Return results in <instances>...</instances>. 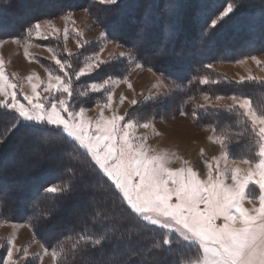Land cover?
<instances>
[{"label":"trees","instance_id":"16d2710c","mask_svg":"<svg viewBox=\"0 0 264 264\" xmlns=\"http://www.w3.org/2000/svg\"><path fill=\"white\" fill-rule=\"evenodd\" d=\"M0 1V27L4 21V12L11 11L15 16L14 28L5 34L0 31V37H23L25 31L36 21L35 16L25 17V13L31 11L33 6H37V9H55L58 12L71 10L79 5L91 11L92 6L96 5L89 0H48V3L44 0H25L24 6L18 7V0ZM21 1L19 0L20 3ZM170 1L173 2L169 13L164 7L166 0H119L114 9L106 10L105 6L96 5L100 11L97 13L96 9L93 10L97 14L95 18L104 24V30L110 37L114 36L112 31L119 33L122 27L132 26L129 35L125 36L126 33L121 30V34L115 36L128 47H131L140 35H146L149 49L164 45L165 55L154 61L153 68H160V71L175 83L176 104L195 87L200 88V91L208 87V83L200 84L196 78L204 72L203 66L206 63L225 57L221 54L223 48L231 49L233 43L236 44L234 48H244L245 52L264 47V0H169V3ZM229 3L235 11L224 18L215 29L206 27ZM246 16H249L248 21ZM101 17L106 18L107 22L104 23ZM144 17L151 23L146 28L147 31L140 34L145 24L142 21ZM168 17L170 21L167 27L171 30L169 37L164 39L163 31L166 29L165 20ZM243 26L256 34L253 42L251 41L253 49H248L247 37L239 41L237 31ZM254 27L255 30L251 29ZM225 37L231 38L230 41H221ZM178 38L183 41L181 49L173 47ZM193 46L209 50L210 53L204 57L191 56L192 62H189L188 52L196 49ZM68 56L80 59L81 52ZM166 58L169 61L163 63L161 60ZM141 62L148 65L144 61ZM42 63L53 71L51 61L44 59ZM127 63L126 59H117L102 68L105 69V74H113L116 71L128 70ZM99 72L100 70L93 74L94 78L101 77ZM91 76H87V79ZM79 82L88 83L90 80L79 79L75 83ZM210 89L216 94L229 92L250 97L264 108V82L238 83L228 80L215 83ZM176 90L180 93V98ZM101 95L100 92H90L79 97L73 89L69 108L97 102L101 100ZM203 115H211L216 127L225 123L230 132L228 146L231 154L237 153V149L252 150L254 135L237 108L208 109ZM14 123L20 126L5 135V130L11 128ZM17 140H23L28 151L36 149L38 156L34 160H30L28 156L23 163L20 160L15 161L17 149L21 147L15 143ZM82 151H76L71 145L61 143L46 134H35L32 129L26 128L23 122L15 119V113L0 109V194H8L6 203L0 206V224L6 220L26 223L36 239L47 248H54L58 252L55 264H150L153 258L157 259L159 264H185L199 257L198 246L189 247L187 242L175 234H169L157 226L148 224L143 227L147 222H141L139 225L131 223L124 229L112 230L111 221L105 219V209L95 207L94 200L101 194L99 186L92 184L90 175H82ZM251 154V157H257L256 150ZM48 156L51 157L50 160L46 159ZM20 170L25 172L23 178L16 176L15 172ZM49 186H55L62 191L55 194L46 193L44 189ZM94 212L100 213L95 219ZM30 225L35 226V232ZM82 235L91 236L93 240L104 238L100 245H96L80 240ZM164 235L173 239L170 251L167 252L154 247ZM6 252L7 244L3 243L0 246V264H3ZM37 263V256H33L20 264Z\"/></svg>","mask_w":264,"mask_h":264},{"label":"snow or ice","instance_id":"6c2138e0","mask_svg":"<svg viewBox=\"0 0 264 264\" xmlns=\"http://www.w3.org/2000/svg\"><path fill=\"white\" fill-rule=\"evenodd\" d=\"M95 3L110 10L118 6L119 0H95ZM234 11L233 5L229 3L206 27L215 29ZM40 28L41 25L36 23L28 31L31 33L35 29L39 33ZM106 35L105 32L100 33L101 38H106ZM110 42H114L117 47L124 46L115 36ZM162 56L159 49H149L146 35H141L126 52L112 55L111 60L126 59L130 74L133 67L144 68L145 64L141 61L149 65V71H153L154 61ZM250 58L257 60L255 56ZM52 59L62 75L51 74L44 91L50 96L59 93V98H41L37 93L38 85L32 84V95L23 96L27 104L18 99L14 83H5L6 76L0 62V96L4 97L0 100V109L15 113V119L23 122L35 134H46L61 143L71 145L76 151L83 150L82 175H90L92 184L99 186L101 194L94 200L95 207L105 209V219L111 221L112 230L124 229L131 223L139 225L147 222L142 226L150 224L177 233L184 242H188L189 247L198 245L203 252V257L191 264H264V112L254 110L250 101L244 97H228L232 103L226 106L227 109L238 107L243 110L242 114L247 118L252 133L259 137V159L244 160L243 163L249 165L246 170L236 166H226L224 169L217 167L215 172L210 170L207 178L202 180L191 168L170 169L167 166L168 157L154 154L151 149L146 148L143 140L133 135L134 121L125 116L114 113L111 118H104L101 111L97 119L86 120L85 108H80L79 111L69 109V98L73 95V77L78 79L94 70L103 71L102 65H107L108 60L97 56L79 71H70L72 66L67 60L58 59L55 55ZM244 79L242 77L238 83H242ZM28 80L31 82L32 77L29 76ZM207 82V78L200 80L201 84ZM117 83H125L131 87L126 75L120 80L109 76L102 83H91L89 90L100 92L103 89L106 102L102 107L111 109L113 93L110 87ZM222 99L225 97H215L216 101ZM204 100L212 107H224L213 103L208 96ZM137 103L135 97L130 101L131 105ZM185 114L181 112V115ZM19 126L20 124L14 123L5 130V135ZM141 126L147 128L149 124ZM227 177H230V184L225 182ZM250 184L259 188L258 206L246 192ZM44 191L55 194L62 189L49 186ZM7 197V193L0 194V206L6 203ZM245 200L253 203V207L245 208ZM98 215L99 212H94L93 218ZM30 226L35 232V226ZM103 238L93 240L91 236L82 235L80 240L100 245ZM8 243L10 246L3 264H16L12 260L14 251L21 250L11 240ZM172 244L173 239L164 235L154 247L167 252ZM41 247L44 254H47V246L42 244ZM51 254L55 261L57 253L54 248ZM27 255L25 250L24 256ZM150 264H159V261L153 258Z\"/></svg>","mask_w":264,"mask_h":264},{"label":"rangeland","instance_id":"374dc122","mask_svg":"<svg viewBox=\"0 0 264 264\" xmlns=\"http://www.w3.org/2000/svg\"><path fill=\"white\" fill-rule=\"evenodd\" d=\"M23 1L25 0H22L20 3L18 0V7L24 6L25 2L23 3ZM44 1L48 3V0ZM89 1L92 4L95 3V0ZM166 1L164 7L167 13H169L173 1H170V3L169 0ZM95 4L99 5L97 3ZM96 5L92 7L96 9L98 13L100 8L96 7ZM36 7L37 6H33L31 11L26 12L25 17L30 18L35 16L36 21H34L32 25L36 23L41 25L39 33L33 29L31 33L25 31L23 37L14 35H4L0 37V62L3 64L6 76L5 83L10 81L17 86L16 91L21 103L27 104L23 96L32 95V84L38 85L37 93L41 98L48 97L49 100L59 98V93H54L50 96L48 92L44 91L51 74L62 75L55 61L52 59L53 55L58 59L67 60L72 66L71 69H69L70 71H79L81 67H84L87 63L96 59L97 56L100 59L108 60L109 63L114 62L111 60L112 55L122 51L126 52L129 48L119 39V43L123 44V47H117L114 42H110L112 36L110 37L106 33L104 24L97 21V18H95L97 14L94 13L93 9L89 11L84 6L79 5V7L71 10L57 12L55 9H37ZM223 9L224 8H222V10ZM113 11L118 13L117 10ZM4 14V21L1 23L0 31L5 34L14 28L15 16L12 15L11 11L4 12ZM105 19L106 18H102L104 23L107 22ZM245 19L248 21L249 16H246ZM142 21L145 24H143L144 28L140 30V34L145 32V29L151 23V21L146 20V17H144ZM169 21L168 17L165 20L166 29L163 31L164 39L170 35L171 29L167 27ZM241 22H243V20ZM109 24L110 23L107 24L108 29L110 26ZM131 27V25L129 27L124 26L119 30V33L112 31L111 34L119 36L122 30L126 33L125 36L129 35L132 31ZM235 28L236 26L234 25V29ZM251 29L255 30V27ZM251 31L252 30H249L246 26L241 27V29L237 31L240 37L239 41L247 37L246 39L251 43H248V49L254 48L252 42L256 34ZM101 32L107 34L106 38H101ZM230 39L231 38L225 37L221 41L226 43L229 42ZM182 44L183 41L179 39L175 41L173 47L181 49ZM233 45L235 46L236 44L233 43ZM234 46H232L233 48L231 49L221 48V54L225 55V57L205 64L211 65V67L203 66L205 70L196 78V81L200 83L202 78H207L208 87L204 88V91H200V88L195 87L184 99L179 102L177 101V104V96L174 94V89L176 88L175 83L171 82L162 71L155 70L157 67L153 68V71H149V65L145 64L143 69H136L133 67L130 74L128 70L123 72L116 71L113 74H105L104 69L99 72L100 78H94L93 75L98 70H94L78 79L73 77V89L77 92L79 97L85 96L87 93L91 92L89 90L91 83H102L109 76L115 80H120L126 75L131 87L125 83H117L110 87L113 93L111 109L102 107L106 102V93L102 89L100 91L102 94L100 96L101 100L94 103H87L84 106L71 110L79 111L80 108H85L87 110L84 113V118L86 120L97 119L101 111L103 112L104 118H111L114 113L116 115L125 116L126 119L134 121V128L132 129L133 135L137 138H141L146 148L151 149L154 154H163L168 157L167 166L170 169L191 168L198 174V178L202 180L207 178L210 170L215 172L217 167L224 169L226 166H236L240 167L241 170H246L249 165H245L243 163L244 160L257 161L259 159V137L253 133L254 138L251 143V151L253 152L256 150L257 157H251L252 152L245 149L239 151L237 149V153L231 154L228 146V136L230 132L226 129L225 123H220L219 126L216 127L211 115H203L207 113L208 109H227L226 106L232 103V101L228 99V97L231 96L244 97L250 101L254 110L257 112H264V108L257 104V101L254 102L250 97L229 92L216 94L210 89L215 83L217 84L221 81L228 82V80L239 82L242 77L245 78L244 81L264 82V47L261 46L253 51L245 52L246 50H244V48H234ZM157 47L155 48L159 49L163 55H165L163 51V49H165L164 45H157ZM165 47L167 48L168 45H165ZM193 47L196 49L193 52H188L189 62H192V59H190L192 57H204L210 53L209 50L200 49V47L197 46ZM79 51L81 52L80 59L78 57L68 56ZM252 56H255L257 60L253 61L250 58ZM44 59L51 61V65L54 67L53 71L42 63ZM161 61L164 63L168 62L169 59L166 58ZM103 66L104 68L107 67L105 65H102V67ZM91 75H93V77ZM29 76L32 77L31 82L28 80ZM87 76L91 77L87 79ZM83 77L86 79H82ZM248 77H254L255 79L249 80L247 79ZM79 79L90 80V82L75 83ZM176 91L180 98V93L178 90ZM81 93H84V95H81ZM205 96L210 97L213 103L224 107H212L208 105L204 100ZM216 96H222L225 97V99L216 101ZM121 97H123L122 101ZM133 97L138 101L135 105L130 104ZM3 99L4 97L0 96V100ZM45 102L47 103V101ZM200 105H205V107H200ZM237 110L241 113L243 112V110L238 109V107ZM181 112L186 114L181 115ZM244 120L248 122L246 117ZM145 123H148L149 127L145 128L141 126ZM22 141L23 140H17L15 142L21 146L17 149V156L14 157L15 161L20 160L21 163H23L24 159L28 158V156L31 158L30 160H34V158L38 156L37 150L33 148L28 151L24 147V142ZM50 158L51 157L48 156L46 159L50 160ZM15 173H17L16 176L19 178L25 176V172L21 170ZM225 182L230 184V177H227ZM246 192L253 200V203L258 206V186L250 184ZM253 203H250L249 200H245L243 206L245 208H252ZM18 215L20 216L21 214ZM0 228V236H7L5 239L3 238L4 240H0V246L6 243L8 249L10 246L8 242L11 239V235L16 237L15 243L17 246H15L21 250L19 252L14 251L12 260L15 261L16 264H20L33 256H37V264H55L56 259L54 261L51 254L53 249L48 248V253L44 254L41 241L34 237L32 231H30L31 229H29L30 227L26 223L6 220L2 221ZM163 230L169 234H175L180 238L177 233L168 232L165 229ZM180 239L182 240V238ZM11 241L14 245V241ZM25 250L28 253L27 256H24ZM56 253L58 256L57 251ZM202 257L203 252L200 250V255L195 260ZM195 260L188 261L185 264H191V262Z\"/></svg>","mask_w":264,"mask_h":264},{"label":"crops","instance_id":"0c3cea01","mask_svg":"<svg viewBox=\"0 0 264 264\" xmlns=\"http://www.w3.org/2000/svg\"><path fill=\"white\" fill-rule=\"evenodd\" d=\"M30 229V228H29ZM0 231H1V228H0ZM31 231V230H30ZM7 235V234H6ZM5 237H7V236H5V235H2V236H0V240L2 239V240H4L5 239ZM4 238V239H3ZM15 238L16 237H14L13 235H11V239L10 240H13L14 241V243H15ZM14 245H16V243L14 244ZM17 246V245H16ZM7 256V255H6ZM40 263H41V261H40Z\"/></svg>","mask_w":264,"mask_h":264}]
</instances>
